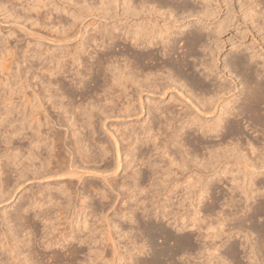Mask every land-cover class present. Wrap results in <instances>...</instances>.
I'll return each mask as SVG.
<instances>
[{"label": "bare ground", "instance_id": "6f19581e", "mask_svg": "<svg viewBox=\"0 0 264 264\" xmlns=\"http://www.w3.org/2000/svg\"><path fill=\"white\" fill-rule=\"evenodd\" d=\"M85 1L86 0H84V3ZM7 2L8 0H1L0 5L2 6ZM246 2H241L239 6H244ZM99 3L102 10L105 11L104 14H108V11L112 8L110 3L105 0H100ZM198 3L199 5H197V3L195 4V0L193 3H191L190 0H121V9L125 21L123 33L118 32V34H113L111 33V30L113 31L117 26H111V30H108L104 25L105 27L103 26V29L100 30V32L98 31L99 35H93L89 40L93 43V49L101 47L102 44L104 45L103 49H107L108 47L117 45L116 41L121 36L123 42L122 45L124 44V49L122 48L123 52L121 51L123 65L121 67L116 66L113 62L116 60V57L111 61V58L115 53L113 54L107 51L102 54L103 56H93V60L90 62L87 60L88 63H86L85 70L88 74L89 71L93 74V88L89 89L90 87L85 81H83L84 79L77 80V83H80L84 90L80 94L79 99L81 100L84 98L85 101L78 100L77 103H74L75 93L72 87L67 88L57 76L60 74L62 75L67 71L66 68L64 69L61 67L62 65H58L59 63H62V58L65 56L69 55L73 60L72 62L79 63L80 56L78 48L80 47L82 49V47L85 46L83 43L84 41H81L84 39L83 32L81 30H77L78 32L73 31L71 28L75 25L74 22L81 17V12L68 0H54V10L57 9L59 12H64L71 16L70 22L63 21L61 17L56 21L59 30L57 28L55 29V26L53 28L55 29V33H58L59 39H56L55 43L70 41L71 37H76V42L73 44L71 50H65L66 52L64 51V53L61 52L62 54L60 56L57 55L58 57L52 56L54 59L51 61L58 66H46L43 64L44 66L39 68V72L43 71L49 76L48 79L46 78L47 81L45 83L43 80L42 82L39 81L41 84L36 81V83L34 82L32 84L30 79H33L34 75L31 78L29 77L30 79L28 78V83L25 82L26 86L30 88V91L27 93L22 85L23 82L22 84L18 82L21 84L19 85L20 88H18L19 91L14 90V93L17 96L15 97L17 101L13 102L12 107H7L4 112H0V126L3 125L4 127L6 120L7 123L10 122L11 129L8 131V134L10 135L9 137H16L18 140L17 142L19 143V145H13L14 147L0 148V200L5 201L9 199L12 194H14L13 192L27 180L44 179L45 183L43 191L30 190L31 198L29 199L27 206L22 207V205L25 204L24 203L17 209L16 218L20 220L21 223L19 224H22L21 226L19 225V229L25 227L26 233L30 232L28 231V227H26L30 225L31 217L29 218V215L27 214L30 208L37 209V212H34L35 210L31 209L33 210L32 217L42 216V220L40 221H44V225L46 226L49 222L48 220H50L47 217L49 211H54L55 209H62L63 211L73 209L74 211L76 210V212L81 211L82 213H85L88 209L86 212L87 214L89 213L93 215V213H96L103 217L105 210L111 204V191L114 190L115 187L118 188V190L124 191L121 193L129 192V195L126 197L130 198L132 196L131 193L133 192L136 194L148 192L147 190L158 181L156 178L158 179V177L163 175L165 178H169L168 180L173 183L175 179L178 180L182 177L188 179V184L190 186L188 193L195 197V202L191 203L194 205L193 215L198 216L193 217L191 221L196 222V220L201 217L198 215L200 210L196 208V205L201 203L203 196L208 195L211 197L212 205L210 204L211 207L207 208L208 213L213 211L214 207H216L214 204L218 203L220 200L221 192L217 191L218 195H215L214 192L211 191V184L213 185V180L219 181L221 179V173H223V175L228 174L226 169L227 160L224 158H228L230 155L234 159L245 158L242 161V166L245 169L243 175L244 178L242 177V180H237L238 178L236 179L235 177L230 179L232 183L229 187L230 196L226 202L220 204L221 206L224 204L229 207L235 206L234 209L236 211H232L233 214L235 213V216L237 213H240L238 217H236L239 218L238 225L235 224L234 228L239 234V238L243 239L245 241H243L244 243H247V246H245L249 247L247 254L250 264H264V260L262 259L261 261L258 256V253L260 256H264V223L262 222L260 225H255L256 218L264 215V201H256L258 200L257 196L260 197L264 194V180H261L263 179L261 177V179H257V174L255 175L257 169L264 171V158L259 155L260 158L257 157L259 159L256 158V160H249V158L245 157V154L241 153L240 150L242 149H240V147L244 145L238 142V140L241 135L240 133L244 130L241 129L242 125L239 124V121L237 120V118L240 120V117L244 114V116L251 121L253 127H264V106H261L264 105V62H259V68H262V70L259 71L258 68H254V65L257 64V61H255V51H250L249 58L245 57L242 51H237L225 60L223 59V66H220L222 67L221 69L217 65L219 60L217 54L221 49V47L219 48V45L223 42L220 35L232 21L231 17L227 14L230 10L228 9L229 6H226L228 11H226L227 15L221 20H218L219 18H217V15L222 11L220 0H199ZM223 3L225 5V2ZM10 4L12 3L10 2ZM213 4L215 5L214 9L216 10L212 9ZM19 5L20 7H24L23 10L26 9L27 12L36 8L34 3L32 5L25 2L24 4L20 3ZM248 5L247 9L249 12H244V10L243 18L248 17L249 20H251L250 24H252V29L258 27L260 31L263 30V1L252 0ZM37 8H39L38 5ZM13 13L10 14L15 21L19 15L16 14V17ZM215 18H217V21H212V19ZM48 19H50V17H48ZM52 20L51 23L53 22ZM43 21H45V19ZM31 23L33 22L31 21ZM259 30H257V33ZM107 41L109 42L106 43ZM62 45L63 47H67V44ZM5 47L3 48L5 52L13 53V47ZM245 49L247 48L245 47ZM260 50L263 51L264 47L260 46ZM88 54L89 52L87 55ZM31 55L33 54L31 53ZM23 57L24 56H22V58ZM89 57V59H92L90 54ZM49 58L51 57L49 56L48 59ZM45 64H47V62ZM197 65H199V68H202L203 71L205 70L204 73H202V71L200 72L202 73V76L197 74L199 69L198 72H195ZM32 66L33 65H29V69ZM224 69H227V72L230 73L228 75L231 76L234 72V76H238L239 80L237 83L234 79H229V81L233 83V86L228 83V76L226 75L227 73L225 74ZM75 74H80V76H78L81 77V73H78V70L75 71L74 75ZM206 78L208 81H206ZM238 83L241 85L240 88H238ZM38 84L39 86L35 88ZM51 86L56 87L53 95L49 92ZM235 89H237V94L233 92ZM92 95L93 99L95 98L94 100L92 99L93 102L92 100L89 101L92 98ZM52 96H54V99L57 97L60 98L58 99L59 101H57V99H50ZM162 96H164L165 99H168V101L170 100V102L173 103V106L167 107L170 106L169 102L165 107L163 105L160 106L164 101ZM63 98H66V103H63ZM86 99H89L87 101L88 103L86 102ZM48 101L50 102L49 107L57 110L55 118L52 117L53 115H50V111L45 105L48 104ZM83 101L84 106L81 103ZM18 102H20V105L19 107L17 105L18 108H16ZM176 106H179V108H175ZM28 108L29 110H27ZM26 111H28V113ZM12 112H14V114ZM143 112L145 115L147 114L150 122L149 120H144V122L139 125L138 129H131L130 131L127 126H123L119 134H116L119 131L118 127H115L113 131H111V129L107 130L106 128L104 131H108L107 134L111 139L101 138V131L98 125L100 123L101 127L104 129V121L107 118L114 117L125 119L139 115ZM11 113L14 116H12L9 121L7 117ZM144 117L141 118L144 119ZM14 122L17 123L15 124L16 126H13ZM77 122H81V124L79 125L78 123L77 126ZM122 122L124 124V121ZM122 122L119 121L118 123L121 125ZM177 122L180 123L177 125ZM75 125L83 128L82 130H85V132L87 130L90 138L85 137L93 140V144H90L88 142L89 140L82 136V131H79L80 133L76 131L77 127H75ZM33 127L35 128L33 129ZM86 127L87 129H84ZM27 128H30L34 134L31 133L30 135H27L25 131ZM66 132L71 136L72 144L69 141L71 145L68 140H66ZM193 133H199L198 135H201L202 137L205 136L204 138L207 136L213 138L215 136L217 137L216 142H218L215 144L210 143V145H206L207 143L204 144L206 146L203 145L202 147H206L205 149H207V152L205 155L199 157L193 148L192 149L195 153L191 151L192 149H182V147H185L188 144H194L195 141L193 140L196 139L192 140L190 137L193 142L189 143L190 140L188 137L184 136L186 134L187 136H191ZM79 134H81V136H79ZM42 136H45L50 142H52L50 147L48 144L46 146V138L45 142L43 140L41 141ZM160 136L163 137L162 139H164L165 142H162ZM199 138L197 137V140ZM204 138H200V140ZM22 139L25 140L26 147H23L20 144V140ZM7 140L9 143L10 139L7 138ZM227 140L231 141L228 143ZM262 140H264V138H262ZM206 141L210 142V140H205V142ZM255 141L256 143H260L261 146H264V141L259 139ZM201 143L198 144L200 145ZM224 143H226V145H224ZM246 143L248 147H251L252 151H255L252 147L260 146V144L259 146H255V143L253 142ZM190 146L193 147L192 145H189L188 147ZM153 154L157 155V159L153 157ZM161 158H163V162L161 161ZM34 160L37 161L38 165L35 164ZM101 162H103V165L99 166L98 163ZM9 164L14 166V174L16 175V177L14 175V183L11 181V184L8 180V177H10L8 176L9 173L7 174L10 170L8 168L10 166ZM141 165L143 168H141ZM13 166L11 167L12 170ZM127 168L129 169L127 170ZM118 170L119 172L123 171L120 177L121 180L113 185L109 182V176H107L108 171L115 174ZM11 172L12 171H10V174ZM85 176H90L93 179H87ZM115 177L116 176L113 178ZM191 179L193 180L190 181ZM146 182L149 186L145 184ZM195 184H198L197 190L194 189L193 185ZM90 189L93 190L91 191V193H94L93 197L95 195L99 196L98 200H92L93 197L88 193ZM209 189L213 193L209 192ZM51 190H55L56 192H52ZM43 192L45 193L43 194ZM121 193H116L115 195H121ZM38 194L41 195V197H38ZM137 200L138 199H136L135 202H137ZM220 204L218 203L217 206ZM221 206H219V209ZM133 209H135V207ZM133 209L130 208L128 211L127 219L131 222L136 221L134 219L135 211ZM14 210H16V208ZM214 210L216 211V209ZM221 212L225 215L228 213ZM232 212L228 214H231ZM4 215L6 214H3V216ZM124 216L126 217V214L125 212H122L119 217L123 218ZM16 218H14V220ZM216 218H218V216ZM223 218L226 219L225 216ZM223 220L224 219L219 218L217 225L222 224ZM10 221H12V219H9L8 217H0V248H4L2 251L3 254L4 252L8 253V256L5 259H0V264H37L38 259L36 260L35 258H38V254H36L35 251L33 252V244L31 246L29 243V241L32 240L31 237V240L28 238L27 241L18 240L19 238L17 235L19 234L20 236L22 230H20V233H15V231H18L16 230L18 228H13L15 230L12 229V232H9L11 227H9V231L4 228L12 225H8ZM182 221L181 224H179V221V223L176 222L175 227H177V229L182 230L188 227L189 224L187 225ZM192 223L194 222H191V224ZM23 225L26 226L22 227ZM139 225L135 226L138 228V231L141 228ZM110 226L117 229L118 223L110 221ZM130 226L127 228V230L129 229V231H127V236L128 234L133 233L131 231L133 228ZM190 226L193 227V225ZM157 229L158 228L154 224H147L144 227L145 232L142 230V233H146L148 236V243L152 242L151 245H155L153 244L154 240H151L154 236L153 232ZM162 229L165 228L162 227ZM162 229L160 228L159 231L157 230V234L159 232L163 234V240L161 241H163L162 244L165 246L162 245L163 247H161L160 245L158 250H155L154 248V250H152L151 248V252L149 251L150 249H147L148 252L151 253V256H149L150 258L148 257V260L145 259L146 262L143 264L192 263L190 261L192 260L190 254H192L193 251L195 252V250L191 243V238L186 234H181L180 236L179 233L178 236L171 234L172 232H169L168 230ZM130 231L131 233H129ZM232 231L233 230H231V232ZM161 233L159 234L162 235ZM26 235L27 234H24L23 236ZM68 235H70L68 238L71 243L72 240H74L77 244H88L79 230L75 233L69 232L62 235L63 240H66ZM139 235L141 236V234ZM230 235L231 234L227 236ZM219 236V233L214 232L209 234L208 237L212 240ZM250 236H253V238ZM160 237L157 236V238ZM69 239L67 241H69ZM60 240L62 239L60 238ZM17 241L20 244L22 243V246H20V244L18 245ZM131 241L132 243H135L133 240ZM139 241L142 242L141 240ZM167 241H171L172 246L170 243L164 244L165 242L167 243ZM43 243H46L45 248H48L49 246L51 247L52 244L54 246L57 241L52 242L51 239H46ZM136 243L138 245V242ZM136 243L134 245H136ZM223 244L225 245V242H222L219 247ZM167 245H170L171 247ZM19 246L23 247L24 250L20 251ZM206 246L202 244L201 248L199 247L200 249L198 250L196 247V254H200L202 257H200L202 259L200 264H220V262H222L221 264H229L227 260L228 258L234 260L235 246L233 243H230L227 247L224 246L225 248H223V250L225 249L223 252L226 254L225 258L227 259L223 258L224 256H221V254V257H219V253L217 252L219 250L215 243H210L208 247ZM136 247L137 246H135V249L140 253L141 248L138 249V247ZM144 249H146V247H144ZM23 251L25 254V251H27V256L24 255ZM68 252L73 256L78 250L70 249ZM203 252H207V258ZM180 253H183V256L182 254L180 255L182 257H184V253L189 254V259H186V254L185 260L177 258L176 256L180 257ZM224 253H222V255ZM20 254L24 256L22 257V261L19 259L21 257ZM39 255L41 260L47 257V255H44L43 253ZM54 257L57 258L56 255ZM135 261L133 263H135ZM138 261L140 262V260ZM198 263L199 262H197V264ZM235 263L241 264V262L239 263V260L238 262L235 261Z\"/></svg>", "mask_w": 264, "mask_h": 264}, {"label": "rangeland", "instance_id": "374dc122", "mask_svg": "<svg viewBox=\"0 0 264 264\" xmlns=\"http://www.w3.org/2000/svg\"><path fill=\"white\" fill-rule=\"evenodd\" d=\"M68 1L71 4H74L75 2H77L74 4V7H77L78 10L81 12V17H79V19H77L74 22L75 25L72 26L71 29L73 31H77V30L80 31L81 30L83 32V38L84 39H82L81 41L82 42L84 41L83 43L86 47L84 46V47H82V49L79 47L80 50H82V51H80L78 48V52H79V56H80L79 63L78 62L77 63L72 62L73 60L70 58L69 55L62 58L63 59L62 63L61 64L59 63L58 65L59 66L62 65L61 67H63L64 69L66 68L67 71L64 72V74H62V75L61 74L58 75L57 77L67 88L72 87V89L75 93L74 103H77L78 100L79 101H81V100L85 101L84 98L81 100L79 99L80 94L84 91L83 88L81 87L80 83L79 84L77 83L80 79H84L83 81H85L86 84L90 87L89 89L93 88V74H91L90 71L88 74V72L85 70L86 69V63H88L87 60H89V62H90L93 60V56L94 57L103 56L102 54L107 51V52H111L113 54L115 53L114 56L111 58V61H113L114 58L116 57V60H119V61H116V60L113 61L116 66L121 67L123 65V57H121V55H122V52L124 49V47H123L124 44L122 45L123 42H122L121 36L116 41L117 45H113L111 47H108L107 49L106 48L103 49V46H104L103 44L101 45V47H96L95 49H93V43L90 42L89 38H92L93 35H96V34L99 35L98 31L100 32V30L103 29L104 25L108 28V30H111V28H110L111 26L116 25L117 28L113 29V31L111 30V33H113V34H115V33L118 34V32L123 33L125 21H124L122 9H121V7H122L121 0H105V1H108L110 3V6L112 7L108 11L109 13L106 15L104 14L105 11H103L101 8V5L99 3L100 0H86L85 3H84V0H68ZM192 1L194 2V0H190L191 3H193ZM198 1L199 0H195V4L197 3V5H199ZM240 1L241 0H224V1L220 0V3L222 4V9H221L222 11H220L221 13H219L217 15V18H219L218 20H221L224 16H226L228 14V16L231 17L232 21L227 26L225 31L220 35L222 37L221 40L223 42H221L222 44L220 43V45H219V48L221 47V49H220L219 53L217 54L218 55L217 58L219 57L217 65L219 67L223 66L222 65L223 59L225 60L226 58H228L229 56H231L233 53H235L237 51H242L244 53L243 55H245V57H247V58H249V56H250V51H252V52L255 51L256 52L255 61H257V64L254 65V68H258V70L261 71L262 68H259V65H260V63L264 62V50L263 51L260 50V46L264 47L263 46L264 45V42H263L264 41V32H263L264 28L261 31L258 29V27L253 28L254 30L252 29V24H250L251 20H249L248 17L243 18V16H244L243 11L245 10L244 12H249L247 7L249 6L248 4L250 3V1L252 2V0H248V1L245 0V2L247 1L245 4L246 6L244 5L242 7L239 6L240 3L241 2L245 3V2H244V0H242L241 2ZM261 1H263V4H264V0H261ZM10 2L12 4H10ZM25 2H28L32 5L34 3V6H36V8H37V5H38L39 8H37V9L35 8L34 10L27 12L26 9L23 10L24 7H20V5H19L20 3L24 4ZM53 2H54V0H8V2L6 4H4L2 6L0 5V112L1 113L4 112L7 107L8 108H10V106L12 107L13 102L17 101L15 98L17 96L14 93V90L19 91L18 88H20L19 85H21L22 82H23L22 85L24 86L25 91L27 93L30 91V88H28L25 84V82L28 83L27 81H28L29 77L31 78L34 75L33 79L31 78L32 80L29 78L30 82L32 84L35 81L38 82L39 84H41L40 82H42L43 80H44L43 82L45 83L47 81V79L49 78V76H48V74H46L43 71H40L41 72V74H40L39 68L44 66V65H46V66L56 65V64H53V61H51L54 59L53 57L54 56H56V57L60 56L62 54L61 52L64 53L65 50H67V51L71 50L73 48V44L76 42L77 38L71 37L70 41L68 40V41H65L64 43L63 42L55 43V40L59 39L58 33H55V31H54L56 28L59 30V26L56 24V21L59 20L61 17V19H63V21L70 22L71 16L68 15L67 13L59 12L57 9L54 10ZM223 2H225V5ZM212 3H214V2H212ZM0 4H1V0H0ZM88 6H89V8H88ZM226 6H229L228 9H230L231 11L229 10V12H228ZM85 7H87V8H85ZM214 8H215V5L213 4L212 9H214ZM49 9H51V10H49ZM35 10H37V11H35ZM214 10H216V9H214ZM13 11H14V13H13ZM35 12H37V13H35ZM10 13H13V15L17 14V15H19V17L17 19H15V21H14L12 19L13 17L11 16ZM48 14H50V15H48ZM17 15H16V17H17ZM47 16L50 17L51 20L53 19L52 23H51V20L48 19ZM217 18L212 19V21L216 22ZM44 19L46 22L43 21ZM31 21L34 24L31 23ZM56 25H57V27H56ZM66 26H67V24H66ZM72 30H71V32H72ZM257 30H259L258 33H257ZM262 32H263V34H262ZM262 35H263V37H262ZM254 39H256V40H254ZM88 40H89V42H88ZM108 42L109 41H107L106 43H108ZM58 44H61V45H58ZM62 44H67V47H63ZM5 46L8 48L13 47V49H12L13 53L5 52L3 49ZM245 47L247 49H245ZM199 49H201V48H199ZM37 51H39V52H37ZM204 51H206V50H204ZM30 52L33 55H31ZM88 52L92 56V59H89L90 58L89 54L87 55ZM21 55L24 56L25 58L23 57L24 58L23 59ZM37 56H38V58H37ZM49 56L52 59L51 58L48 59ZM119 56H120V58H119ZM121 58H122V60H121ZM21 60L22 61L24 60V61L22 62ZM47 60H49V61H47ZM46 62H47V64H45ZM28 63H29V65H33L30 69H29ZM15 64H17V65H15ZM58 65H56V66H58ZM196 68L197 69L195 70V72H198V69H199V72L197 74H200L202 76V73H204L205 70L203 71L202 68L200 69L199 65H197ZM220 68L222 69V67H220ZM76 70H78V73H81V77H79L80 74H75L77 76L74 75ZM201 71H202V73H200ZM85 72H86V75H85ZM224 72H225V74L227 73L226 74L228 76L227 81H229V79L232 78L237 83L239 78H238V76L237 77L234 76V72H233V74H231V76L228 75L230 73L227 72V69H224ZM26 76H27V78H26ZM206 81H208L207 78H206ZM18 82H20L21 84ZM228 83L233 86L232 82L229 81ZM39 84L35 88H37L39 86ZM238 85H239L238 88H240L241 85L239 83H238ZM55 89H56V87H54V86L50 87L49 92L51 95H53L55 93L54 92ZM233 92L236 94L238 93L237 89L233 90ZM77 95H79V96H77ZM91 97L92 98L90 100L86 99V102L88 100L91 101L93 99V95ZM162 98H164V101L162 104H160V106L163 105L165 107L168 105L167 104L168 102H169L170 106H167V107L173 106V103H171L170 100L168 101V99H165L164 96H162ZM166 98H168V97H166ZM50 99H54V96L50 97ZM56 99H57V101H59L58 99H60V98L57 97L54 100H56ZM93 100H92V102H93ZM62 101H63V103L64 102L66 103V98H63ZM84 101L81 102L83 106H84V104H83ZM86 102H85V106H86ZM47 103L48 104H45V105L48 107V109L50 111V115L51 116L53 115L52 117L55 118V116L57 115L56 114L57 110L55 108L52 109L49 107V104H50L49 101ZM17 105L19 107L20 102H18L16 104V108H18ZM261 106L263 107L264 105H261ZM175 108H179V106L178 107L176 106ZM27 110H29V108ZM26 112L28 113V111H26ZM12 113L14 114V112H12ZM12 113L7 117L9 121H10L11 117L14 116ZM141 117H144V119ZM71 120H72V118H71ZM144 120L145 121L149 120V122H150V119L148 118L147 114L146 115L144 114V112L139 114V115L131 116V117L125 118V119L114 118V117L107 118L104 121V123H105L104 129L101 127L100 123L98 125L100 128V131H101V138H107L109 140L111 139L107 134L108 131H104L106 128H107V130L111 129V131H113V129H115V127L116 128L118 127L119 131L116 134H119L120 131L122 130L123 126H127L129 131L131 129H138L139 125L141 123H143ZM237 120L239 121V124L242 125L241 129L244 130V131H242V133H240L243 137L240 135L239 140L237 139L238 142H240L244 145V146L240 147V149H242V150H240L241 153L245 154V157L249 158V160L250 159L256 160V158L259 157V155H260V157L264 158V156H263L264 155V150H263L264 146L262 145L263 146L262 147L260 143H258V142L256 143V141H255L257 139L264 141V140H262V138H264V136H263L264 135V129H263L264 127H260V126H258L259 128L257 126L253 127V125L251 124V121L247 117H245L244 114L240 117V120L238 118H237ZM119 121L120 122L124 121V124L122 122V124L120 125V123H118ZM78 123H79V125L81 124V122H77V126H78ZM179 123L180 122H177L176 124L178 125ZM15 124H17V123L14 122L13 126ZM77 126L75 125V127H77ZM34 128L35 127H33V129ZM80 128H81L80 126L77 127L76 131H78V132L82 131L81 132L82 136H84V137L86 136V137L90 138L87 130H86V132H87L86 133L85 130H82L83 128H81V129ZM252 128H254V129H252ZM3 129H4V131H3ZM10 129H11L10 122L7 123V120L5 121L4 127H3V125L0 126V131H1L0 132V148L12 147L13 145L14 146L19 145L16 137H14V136L9 137L10 135L8 134V131H10ZM77 129H79V130H77ZM84 129H87V127ZM262 130H263V132H262ZM25 131H26L27 135H30L31 133L34 134V132L31 131L30 128H27ZM66 133H65V137H67L66 140H68V142L70 141L72 144V139H71L70 134L67 133V135H66ZM81 134H79V136H81ZM198 134L199 133H193V135H191V136L190 135L187 136V134L184 135L185 137H188V139L190 140L189 143L193 142V141H195V142H194V144L192 143V144L186 145L185 147H182V149L186 148V149L191 150L193 148L194 151L196 152V154L199 155V157H200L202 155H205L207 152L206 151L207 149H205L206 147L205 148L202 147L204 144H206V143H207L206 145H208V144L210 145V143L215 144L218 141L216 142L217 137H215V136L213 138L211 136H207L206 138H204L205 136L202 137L201 135H198ZM6 136H8V137H6ZM245 136H246V139H245ZM190 137L192 138V140L193 139L197 140V137L198 138L199 137L204 138V139L200 140V138H199L197 141L196 140L192 141L190 139ZM7 138L10 139L9 143H8ZM45 138H46L45 136H42L41 141L43 140L45 142L47 140L46 146L48 144L50 147V144H52V142H50V140L47 138L45 140ZM88 138H86V139H88ZM162 138L163 137H161V139ZM88 140H86V141H88L90 144L91 143L93 144V142H92L93 140H91V139H88ZM203 140H204V142H203ZM205 140H210V142L209 141L205 142ZM230 141L231 140H229L228 143ZM5 142H6V144H5ZM70 142H69V144H70ZM162 142H165L164 139H162ZM246 142H253V143H255V146L256 145L259 146V144H260L261 147L260 146L259 147H252L253 150H255V151H252L251 147L250 146L248 147ZM198 143H201L200 144L201 146ZM20 144L23 147H26L25 140H23V139L20 140ZM9 145H11V146H9ZM189 145H192L193 147H191V146L188 147ZM206 145H204V146H206ZM224 145H226V143H224ZM169 148H171V147H169ZM172 148H175V147H172ZM225 148H228V147H225ZM193 149L191 151H193ZM153 155H154L153 157H155L157 159V155H155V154H153ZM229 156H228V158H224L225 160H227L226 169H227L228 174L223 175V173H221V176H220L221 179L219 181L213 180L212 181L213 185L211 184L212 187L210 186L211 191H213L215 195H218L217 191L221 192V198L218 201L219 204L226 202L228 197L230 196L229 187L232 184L230 179H232V177H235L236 179L238 178L237 180H242L244 178L243 175H244L245 169L242 166L243 165L242 161L245 158H243V159L235 158L234 159L232 156H230V158H229ZM259 158H257V159H259ZM162 159L163 158H161V161H162ZM35 164L38 165L37 161H35ZM98 165L102 166L103 162L98 163ZM12 166L13 165L11 164L8 167L10 170L9 171L7 170L8 171L7 174L8 173L10 174V171H12L10 175L8 174V176H10V177H8L10 184L12 182L14 183V179H15L14 178L15 168L13 166V170H12V168H11ZM90 168H93V167H90ZM141 168H143L142 165H141ZM128 169L129 168H127V170ZM122 173H123V171L119 172V170L115 174H113L111 171H108L107 176H109L108 177L109 182H111L113 185L116 184L117 182H120V180H121L120 177H121ZM262 173H263V175H262ZM256 174H257V176H256L257 179L263 178L261 180H264V171H260V169H257L255 175ZM2 176H4V175H2ZM114 176H116V177L113 178ZM15 177H16V175H15ZM180 177H181V175H180ZM86 178L87 179H93L90 176H87ZM165 179H167V180H165ZM168 179L169 178H165L164 175L160 176V177H158V179L156 178V180H158L159 182L157 181L153 186H151L149 188V190H147L148 192L143 193V194H136L133 192V193H131L132 196L130 198L126 197L127 195H129V192L121 193L124 191L118 190V188L115 187V189L111 191V195H112L111 204L105 210L103 217L100 216L99 214H96V213H93V215L89 214V213L87 214L86 212L88 209L85 211V213H82L81 211L76 212V210L74 211L73 209L68 210V211H65V210L63 211L62 209H59V210L55 209L54 211H52V210L49 211V214L47 217L50 220H48L49 222L46 226V225H44L45 224L44 221H42L43 224L40 221V220H42V216L41 217H36V216L32 217L33 216L32 211L35 210L34 212H37V209L36 208L35 209L30 208V210L28 211L27 214L29 215V218L31 217L30 218V225H29L31 229L29 228V226H26V225L22 226V227H24V226L28 227V229H29L28 231H30V232L27 231L28 233H26L25 227L24 228L21 227L22 229H19L22 224L20 225L19 224V223H21L20 220H18L16 218L17 209L19 208V206H21L24 203L25 204L22 205V207L27 206V203H28L29 199L31 198L30 190H42L43 191L44 186H45L44 179H30L29 181L28 180L25 181L26 183L24 182L23 184H21V186L13 192L14 194H12V196L9 199H7L5 201L0 200L1 201L0 202V217L5 216V217H8L9 219H12V221H10L8 223V225H10V224H12V225L7 226L8 228L4 227L7 229V231L10 230L9 232H12L16 228H18V229H16L18 231L17 232L15 231V233H20V230H22V232H21L22 234H20V236H19V234L17 235L19 238L18 240H26L27 241L28 238L30 239V237H31L32 240L30 239L31 241H29V243L31 244V246L33 244V247H32V249L34 248L33 252L35 251V253L38 254V258L37 257L35 258L36 260L38 259L37 261L39 263L37 262V264H143L144 262H146V260H148V257L151 256V253H150L151 248H152V250H154V249L158 250V248H160V245H161V247L165 246L162 244L163 241H161V240H163V237H162L163 234L161 232H159V233H161L162 235H160L159 233H158L159 235L157 234V230L159 231L160 228L162 229V227L165 228L162 230H168L169 232H172L171 234L178 235L180 233L179 234L180 236H181V234L182 235L186 234L191 238V243L194 246L195 252L193 251V253L190 254L191 256L189 254H186V253H184V257H182L183 253L179 254V256L182 254V256H180V257L176 256L179 259L182 258L181 260H185V254L187 256L186 259H189V257H188V255H189L190 257H192L191 258L192 260H190L192 263H190V264H193V263L197 264V262H199L198 264L201 263L200 261L202 260L201 259L202 257L200 254L199 255L196 254L197 253L196 247L198 250L201 248L202 244L204 246L207 245L206 247H208L210 245V243L216 244V246L219 250V251H217L219 253V257L224 256L223 258L226 257V254L223 252L225 250V249L223 250V248H225L224 246L227 247L228 244L233 243L235 246L234 260H232L231 258H228V259L225 258L228 260L229 264H236L235 261L238 262V260H239V263L241 262V264H250L249 259H248V254H247L249 251V247H246L247 243H244L245 241L243 239L239 238V234L237 233L236 229L234 228L235 224L238 225L239 218H236V217H238V215L240 214V213L239 214L237 213L236 216L234 215L235 213L233 214V212L236 211L234 209L235 206L229 207L228 205L225 206V204L223 206H221V204H220L219 206H221V207L219 209V206H217L218 203H216V204H214L216 206V207H214V209H216L217 212L213 209L212 212L208 213L207 208L211 207V205H212L211 197L208 195L203 196L201 203H199V205L198 204L196 205V208L200 210V213L198 215H199V217L200 216L201 217L198 218L196 220V222L191 221L193 217H198V216L193 215L194 214V211H193L194 205H192L191 203L195 202L194 201L195 197L193 195H191L190 193H188V191L190 190V186L188 184V179L182 177L178 180L175 179L174 183L170 182ZM39 180H41V181H39ZM192 180L193 179H191L190 181H192ZM154 182H155V179H154ZM145 184H147V182ZM193 186H194V189L197 190L198 184H195ZM51 191L56 192L55 190L54 191L51 190ZM91 191H93V190L90 189L88 193H90L91 196L93 197L94 193L93 192L91 193ZM211 191L209 189V192H211ZM213 192H211V193H213ZM44 193L45 192H43V194ZM116 193H119V194L121 193V195L116 196L115 195ZM37 196L41 197V195H39V194ZM98 198H99V196L95 195L92 198V200L93 199L98 200ZM136 199H138L137 202H135ZM257 199H258V200H256L257 202H259L261 200L264 201V194H263V196L261 195L260 197L257 196ZM102 201H107V200H102ZM130 206H132V207H130ZM138 206H139V208H138ZM134 207H135V209H133ZM15 208H16V210H14ZM130 208L135 211L134 212V219L136 221L135 222L132 221L133 223L127 219L128 218V211L130 210ZM31 209H33V210H31ZM221 211H223V212L226 211L228 213H230L232 211L233 212L231 214H228L225 212L226 213V215H225ZM122 212H125L126 217L125 216L123 218L119 217ZM2 213L6 214V215L3 216ZM217 213H219V214H217ZM220 215H221V217H220ZM217 216H218V218H216ZM224 216L226 217V219L223 218ZM14 218H16V219L14 220ZM219 218L224 219L223 223H222L223 225L222 224L217 225V221ZM110 221H114V222L118 223V228L114 229L113 227H111ZM181 221L187 225L189 224L188 227H186L182 230L177 229V227H175L176 222L181 224ZM219 221H222V220H219ZM256 221H257V223H256ZM191 222H194V223L191 224ZM262 222L264 223V215H261V217L256 218L255 225L256 224L260 225V224H262ZM172 223H174V224H172ZM31 224H32L33 228L31 227ZM147 224H152V225L154 224L158 228L157 230H155L153 232L154 236H153V239L151 240V241L154 240L153 244H155V245H151L152 242L148 243L149 240L147 239L148 238L147 234L142 233V230L144 231V227ZM138 225L141 227L140 228L141 231H140V229L138 231V228L135 227ZM190 225H193V227ZM128 226L133 228V230H131L133 233H131V231H130L129 233H131V234H128V236H127V233H128L127 231H129V229L127 230ZM9 227H11V228L9 229ZM13 228H15V229H13ZM230 229L233 231L231 232ZM78 230L84 236V239L87 241L88 244H86V243L85 244L84 243H81V244L78 243L77 244V242L74 240H72V243H71L70 239L68 238V237H70V235L67 236L66 240H63L62 235L69 233V232L75 233ZM134 231H135V233H134ZM214 232L219 233L220 236L211 240L208 236H209V234L214 233ZM24 234H27V235L23 236ZM133 234H134V236H133ZM139 234H141V236ZM229 234H231V235L227 236ZM143 236H145V237H143ZM157 236H159V237L161 236L162 238L161 237L157 238ZM253 236H255V235H253ZM253 236H250V237L253 238ZM60 238L62 240H60ZM130 238H134L136 240L130 239ZM224 238L226 239V241ZM46 239H51L52 242L57 241V243H55L54 246L52 244L51 247L49 246L48 248H45L46 243L44 244L43 242H45ZM68 239L70 242L67 241ZM131 240H133V242H135V243L138 242V245H137V243H136V245H134L135 243H132ZM139 240H141L142 242H140ZM143 241L145 244L143 243ZM222 242H225V245L223 244L222 245L223 247L222 246L219 247V245ZM241 242L243 243V245ZM17 243H18V241H17ZM168 243H170V245L172 244L171 241H169V242L167 241V243L165 242L164 244H168ZM19 244L20 243H18V245ZM21 244H20V246H22ZM59 244L61 245V247ZM237 244H239V245H237ZM147 245H148V247H147ZM170 245H167V246L171 247L172 245L171 246ZM135 246H137L138 249L141 248L140 253L137 252V249H135ZM154 246H156V247H154ZM144 247H146V249H144ZM20 248H22V249H20ZM20 248H19L20 251L24 250L23 247H20ZM68 249L69 250L70 249L71 250L77 249L78 252L72 256L70 254V252H68L69 251ZM147 249L148 250L150 249L149 250L150 252H148ZM3 250H4V248H0V259H5L8 256L7 252H4V254L2 253ZM25 252H26V254L23 251L24 255L27 256V251H25ZM217 252H216V255H217ZM41 253H43L44 255L46 254L47 257L49 255V257L43 258L41 260V258L39 257L40 256L39 254H41ZM52 253H55V254H52ZM203 253H204V255H206V258H207V252H203ZM222 253H224V254L222 255ZM220 254H221V256H220ZM20 255H21V257H20ZM20 255H19V257H20L19 259H21V261H22V257H24V256L22 254H20ZM55 255L57 258L54 257ZM258 256L261 259V261H262V259L264 260V256H260L259 253H258ZM137 258H139V259H137ZM138 260H140V262ZM134 261H135V263H133ZM221 263L222 262H220V264ZM6 264H8V263H6ZM168 264H172V263H168Z\"/></svg>", "mask_w": 264, "mask_h": 264}]
</instances>
